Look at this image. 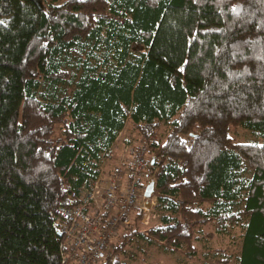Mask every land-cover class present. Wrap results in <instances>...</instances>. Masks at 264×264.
Returning a JSON list of instances; mask_svg holds the SVG:
<instances>
[{
  "label": "trees",
  "instance_id": "trees-1",
  "mask_svg": "<svg viewBox=\"0 0 264 264\" xmlns=\"http://www.w3.org/2000/svg\"><path fill=\"white\" fill-rule=\"evenodd\" d=\"M127 121L160 224L139 213L102 263L126 264L135 238L196 259L213 225L242 229L239 264H264V145L231 137L264 135V0H0V264H64L58 210Z\"/></svg>",
  "mask_w": 264,
  "mask_h": 264
},
{
  "label": "built area",
  "instance_id": "built-area-1",
  "mask_svg": "<svg viewBox=\"0 0 264 264\" xmlns=\"http://www.w3.org/2000/svg\"><path fill=\"white\" fill-rule=\"evenodd\" d=\"M120 134L112 148L115 158L101 154L92 160L98 174L82 182L78 205L58 210L55 229L64 264L106 262L110 244L121 229L131 227L139 213L141 225L146 224L150 210L157 205L154 194L145 197L146 187L155 180L147 174L148 140L127 137L120 142ZM119 142L122 144L118 148Z\"/></svg>",
  "mask_w": 264,
  "mask_h": 264
},
{
  "label": "rangeland",
  "instance_id": "rangeland-1",
  "mask_svg": "<svg viewBox=\"0 0 264 264\" xmlns=\"http://www.w3.org/2000/svg\"><path fill=\"white\" fill-rule=\"evenodd\" d=\"M165 131L166 127L161 125L156 137L164 141ZM127 137L134 139L140 138L138 131L130 121L126 122L122 134H120V142ZM231 137L237 143L264 145V135L253 133L242 127L232 129ZM121 144H119L118 148ZM247 177H251L250 172L247 173ZM234 209V212H236L237 208ZM241 209L242 207H239V210ZM159 224L160 217L154 214V209H151L146 224L141 225L140 230L144 231ZM135 228L136 226L121 229L111 244L121 243L124 237L130 234ZM211 233L213 235L210 236ZM194 244L199 250V255L196 259H188L182 252H173L159 242H150L142 238H135L125 246L124 255H121V259L126 264H207L213 263L214 261H228L229 264H239L243 245L242 229L235 228L228 233L217 234L213 225L198 228L196 230ZM127 253L129 254V258L125 256Z\"/></svg>",
  "mask_w": 264,
  "mask_h": 264
},
{
  "label": "water",
  "instance_id": "water-1",
  "mask_svg": "<svg viewBox=\"0 0 264 264\" xmlns=\"http://www.w3.org/2000/svg\"><path fill=\"white\" fill-rule=\"evenodd\" d=\"M155 192V180H151L148 184V186L146 187V190H145V197L146 198H151L152 195L154 194ZM147 205L149 206L150 204L147 203Z\"/></svg>",
  "mask_w": 264,
  "mask_h": 264
}]
</instances>
